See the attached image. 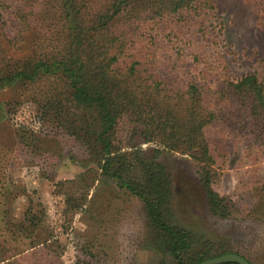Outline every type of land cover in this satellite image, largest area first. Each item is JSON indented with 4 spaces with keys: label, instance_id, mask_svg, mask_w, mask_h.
I'll use <instances>...</instances> for the list:
<instances>
[{
    "label": "rangeland",
    "instance_id": "1",
    "mask_svg": "<svg viewBox=\"0 0 264 264\" xmlns=\"http://www.w3.org/2000/svg\"><path fill=\"white\" fill-rule=\"evenodd\" d=\"M213 2L214 12L144 26L130 58L175 90L184 91L190 81L206 85L218 103L211 109L222 111L231 106L219 96L228 83L251 73L264 83V2ZM0 5V78L64 52L62 0ZM107 5L90 0L84 8L94 14ZM0 85V264H173L157 248L144 203L103 175L90 145L101 131L96 111L77 106L59 76L35 86L21 80ZM50 96L58 104L43 109L38 99ZM228 125L218 121L205 135L218 168L214 189L234 206L230 219L211 213L189 155L149 142L145 129L127 118L115 136L125 156L120 170L144 185L146 167L159 165L172 184L175 223L196 237L199 248L211 244L214 254L232 252L264 264V215L254 214L264 202V152L248 131ZM29 235L39 243L28 246Z\"/></svg>",
    "mask_w": 264,
    "mask_h": 264
},
{
    "label": "trees",
    "instance_id": "2",
    "mask_svg": "<svg viewBox=\"0 0 264 264\" xmlns=\"http://www.w3.org/2000/svg\"><path fill=\"white\" fill-rule=\"evenodd\" d=\"M62 1L61 20L68 32L64 52L54 58L38 59L28 69L0 78V82L11 85L21 80L35 86L45 78L59 76L77 106L96 111L101 131L90 145L100 159L103 175L116 180L144 203L150 226L156 232L157 248L170 256L173 264H201L232 254H214L211 244L199 248L196 237L175 223L172 184L162 167H146L144 185L128 181L120 170L125 167V156L115 143L118 123L127 118L145 129L149 142L163 150L189 155L197 165L211 213L222 219L232 217L234 206L214 189L219 174L205 130L218 121L235 131L246 130L264 152V83L256 73L228 83L219 96L226 97L231 106L217 111L211 109L218 103L212 102L206 85L190 81L184 91L175 90L157 80L149 68L142 69L140 60L130 58L134 57L130 48L144 26L165 18L214 12L213 0H108L106 9L94 14L84 8L90 0ZM38 102L43 109L58 104L55 96ZM25 136V142L30 141ZM118 158L121 159L116 161ZM254 214L264 215L263 201ZM28 220L34 228L38 226L36 219ZM28 237V246L39 243L33 236ZM45 244L43 248L47 249Z\"/></svg>",
    "mask_w": 264,
    "mask_h": 264
},
{
    "label": "water",
    "instance_id": "3",
    "mask_svg": "<svg viewBox=\"0 0 264 264\" xmlns=\"http://www.w3.org/2000/svg\"><path fill=\"white\" fill-rule=\"evenodd\" d=\"M251 264L248 260L244 257L237 255V254H227L223 255L214 259L207 260L201 264Z\"/></svg>",
    "mask_w": 264,
    "mask_h": 264
}]
</instances>
